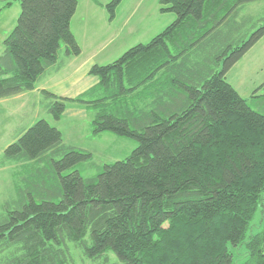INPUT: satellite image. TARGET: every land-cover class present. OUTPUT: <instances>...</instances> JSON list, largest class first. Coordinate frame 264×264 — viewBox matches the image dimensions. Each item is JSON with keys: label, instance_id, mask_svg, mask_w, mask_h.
<instances>
[{"label": "trees", "instance_id": "trees-1", "mask_svg": "<svg viewBox=\"0 0 264 264\" xmlns=\"http://www.w3.org/2000/svg\"><path fill=\"white\" fill-rule=\"evenodd\" d=\"M18 1L0 56V99L34 91L62 45L81 53L71 28L79 0ZM257 1L160 0L175 20L149 43L93 66L98 87L74 99L43 91L55 120L71 103L88 105L97 110L94 135L138 146L85 178L75 167L92 153L66 145L45 119L9 145L3 159L34 163L40 176L0 223V247L19 245L15 264H71L70 243L91 260L113 253L122 264H264V114L226 80L264 37L263 22L232 43L243 30L241 8ZM122 2L106 5L111 20ZM260 206L263 228L254 232Z\"/></svg>", "mask_w": 264, "mask_h": 264}, {"label": "rangeland", "instance_id": "rangeland-1", "mask_svg": "<svg viewBox=\"0 0 264 264\" xmlns=\"http://www.w3.org/2000/svg\"><path fill=\"white\" fill-rule=\"evenodd\" d=\"M88 0H80L81 9ZM104 4L110 0H98ZM12 2L11 6H7ZM122 7L118 8L116 15L118 20L113 25L111 32L99 34L97 23H91L92 35H98L101 45L98 60L103 64H110L119 59L124 53L138 44H147L155 36L160 34L168 25L175 20L174 14H162L160 12V0H124ZM22 12L18 0H0V56L4 53V40L15 28ZM131 16V17H130ZM128 21L130 30L126 26ZM243 30L233 40V44L241 42L250 37L264 22V0L243 5L238 19ZM115 42L109 43L113 31L119 33ZM106 41L103 45L101 42ZM96 43V44H97ZM85 44L87 51L95 50L98 47ZM214 56V55H213ZM197 60L206 61L205 57ZM217 61V59H215ZM222 63V60H219ZM226 80L235 90L248 101L254 110L264 114V101L253 99L255 94H264V42L252 51L247 58L242 59L240 64L235 65L226 75ZM178 86V84H177ZM179 87V86H178ZM47 97L42 94H29L22 100L0 99V223L8 215L9 211L19 208L23 195L21 190H31L34 193L37 180L36 164H17L13 161L3 159L6 148L14 143L23 132L24 128L34 125L38 120L45 119L51 125L58 127L63 132L65 143L87 150L92 153V159L88 162L78 164L75 169L79 170L83 177L94 178L102 170L104 165L125 160L137 148L136 140L120 137L110 132L93 135V119L95 112L78 110L71 112L60 121H57L47 111ZM76 107H83V104H74ZM71 106L70 104L68 107ZM20 135V136H19ZM46 164H38L43 168ZM27 193V192H26ZM26 200L28 199L25 194ZM262 206L254 218L251 230L258 232L262 230ZM73 260L71 264H122L113 253H109L107 261L105 257L97 260L87 258L83 251L74 244H69ZM20 255L19 245L11 248L0 247V264L15 260ZM15 259V260H14Z\"/></svg>", "mask_w": 264, "mask_h": 264}, {"label": "crops", "instance_id": "crops-1", "mask_svg": "<svg viewBox=\"0 0 264 264\" xmlns=\"http://www.w3.org/2000/svg\"><path fill=\"white\" fill-rule=\"evenodd\" d=\"M88 3L85 4L83 9H81V2L79 0L77 12L72 20L71 28L72 32L81 48V53L79 55H72L67 52V49L64 45L61 46L58 54L57 62L50 67L45 74L41 77V79L37 83V87L34 91L23 93L19 96L7 98L9 100H22L23 98H27L29 94H43V91H48L58 97L70 98L74 99L77 98L84 93L88 92L89 90L96 88L100 84V78L94 76L90 73L91 69L95 65H108L103 64L98 60L100 43L97 41L99 40L98 35L91 34V28L93 27L91 23H97L99 26V34H103L102 32H111L113 30V25L116 23L119 17L115 14V18L111 20L109 18V13L106 9V5L109 3H102L98 0H88ZM124 2V0H123ZM122 2V3H123ZM120 4L118 8H121L123 4ZM117 8V9H118ZM117 11V10H116ZM131 17V16H130ZM130 17L126 22V27H129L128 21H131ZM129 31L130 28H128ZM102 31V32H101ZM123 31V30H121ZM115 34L116 31L110 36L109 43H113L116 40V37L121 34ZM108 40H103L102 45ZM90 44L91 46L98 47L95 50L87 51L85 44ZM264 42V37L242 58H247L252 51L260 44ZM143 44V43H141ZM242 59L236 64H240ZM259 95V94H258ZM264 96V94H261ZM260 96V95H259ZM49 101L46 102V108L48 107ZM71 106L67 107L66 112L64 113L63 117L67 116L71 112L78 110L80 112H86V110H92L95 112V117L97 114V110L94 107L83 105V107H76L74 104H70ZM86 110H85V109ZM95 117L93 121L95 120ZM61 118V119H62ZM60 121V120H58ZM31 127V126H29ZM58 128V127H56ZM28 128H24V133ZM60 130V129H59ZM62 132V131H61ZM63 133V132H62ZM93 134V132H92ZM22 135V134H21ZM94 135V134H93ZM20 136V135H19ZM64 140V138H63ZM65 143V141H64ZM66 145L73 146L70 144L65 143ZM76 147V146H74ZM78 148V147H77ZM81 149V148H80ZM84 150V149H82ZM87 151V150H86ZM89 152V151H88Z\"/></svg>", "mask_w": 264, "mask_h": 264}, {"label": "snow or ice", "instance_id": "snow-or-ice-1", "mask_svg": "<svg viewBox=\"0 0 264 264\" xmlns=\"http://www.w3.org/2000/svg\"><path fill=\"white\" fill-rule=\"evenodd\" d=\"M36 135L39 137L40 135H42L41 131L39 129L36 130Z\"/></svg>", "mask_w": 264, "mask_h": 264}]
</instances>
